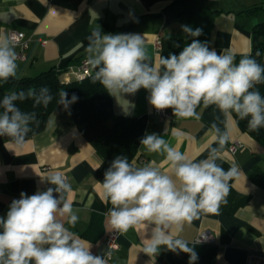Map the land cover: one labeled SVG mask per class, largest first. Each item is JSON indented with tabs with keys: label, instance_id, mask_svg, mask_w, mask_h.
Segmentation results:
<instances>
[{
	"label": "crops",
	"instance_id": "1",
	"mask_svg": "<svg viewBox=\"0 0 264 264\" xmlns=\"http://www.w3.org/2000/svg\"><path fill=\"white\" fill-rule=\"evenodd\" d=\"M215 16L209 47L218 53L237 55L251 50V30L264 22V0H204ZM168 2L146 8L141 0H0V34L16 31L24 34L27 48L24 60L17 59L18 78L36 76L48 70L67 71L88 59L86 52L93 29L102 34H139L144 38L149 62L157 63L159 52L155 41L167 33L182 38L177 17L181 12ZM257 7L256 13L245 11ZM137 23L128 31L133 22ZM17 55L20 48L16 46ZM91 72H94L90 65ZM114 116H130L137 120L139 138L137 157L131 163L144 166L154 162L161 171L171 175L170 165L163 155L149 154L141 138L157 133L180 153L199 162L206 159L213 140L215 124L229 132V140L219 152L217 164L225 171L232 166L238 175L229 182L226 203L216 213H202L191 224L185 223L179 234L188 245L204 231L212 234L217 247L215 264H246L250 251L264 253V151L247 134L240 131L231 115H225L214 105H201L196 117L170 116L160 119L148 102L149 92L141 88L135 94L110 95ZM239 142L240 148L230 153L227 145ZM110 163L103 161L85 141L73 124L68 109L63 106L47 118L45 128L22 145L0 137V217H6L9 205L20 193L35 194L37 190L54 187L42 178L52 172L65 173L71 184L73 212L79 220L75 227H66L92 245L94 255L107 253L105 237L110 234L107 212L111 204L101 201L104 173ZM151 227L129 228L118 239L119 249L112 251L107 264H160L157 254L143 252L144 237ZM175 234V230L173 229Z\"/></svg>",
	"mask_w": 264,
	"mask_h": 264
},
{
	"label": "clouds",
	"instance_id": "2",
	"mask_svg": "<svg viewBox=\"0 0 264 264\" xmlns=\"http://www.w3.org/2000/svg\"><path fill=\"white\" fill-rule=\"evenodd\" d=\"M182 30L194 38L202 34L200 28L182 26ZM88 40V63L95 72L92 83L98 81L110 95L135 94L143 88L157 111L172 109L175 116L198 119V107L214 105L226 116L234 112L239 119H248L251 131L264 128V96L254 90L264 84V65L255 59L246 57L235 63L232 54L218 53L208 42L193 39L178 55L170 53L151 63L139 34H102L98 27ZM15 48L14 36L0 34V80L17 76ZM52 99L47 85L4 96L0 100V137L22 145L30 131L35 113L22 112L17 100H32L35 108L47 107ZM77 99L75 94L69 99L61 91L58 104L67 109ZM212 129L218 147L210 148L206 159L195 162L161 135L150 133L140 144L149 154L163 155L171 175L154 162L136 166L127 157L117 156L99 182L101 201L111 204L107 212L111 229L126 233L135 226L154 225L150 236L144 237L143 252L150 257L164 248L188 254L189 264H194L197 254L179 235L184 224H191L202 213L218 212L220 204L227 202L229 182L238 169L232 166L225 171L217 164L229 132L215 124ZM42 180L54 187L32 195L21 192L10 203L6 217H0V264H107L103 255H94L92 245L70 230L79 217L68 199L72 187L67 177L52 172Z\"/></svg>",
	"mask_w": 264,
	"mask_h": 264
},
{
	"label": "trees",
	"instance_id": "3",
	"mask_svg": "<svg viewBox=\"0 0 264 264\" xmlns=\"http://www.w3.org/2000/svg\"><path fill=\"white\" fill-rule=\"evenodd\" d=\"M146 8H150L159 2H168V7L176 6L180 8L177 19L182 26H189L193 30L202 29L199 37L182 38L174 33H167L160 37L159 56L167 57L170 53L179 54L183 47L191 43L193 39L201 42H208L213 29V22L220 12L210 9L204 0H141ZM259 8L253 7L245 11L247 15L257 12ZM137 21L128 28L120 32H128ZM250 57L259 64L264 65V22L253 26L251 30V50L247 54L237 55L235 63L243 58ZM66 71L48 70L36 76L23 78H9L7 81L0 80V100L10 93L27 92L30 88L39 89L47 85L51 89L52 101L47 107H33L32 100H17V107L22 112H34L35 120L30 122L25 140L41 132L46 125L48 116L62 105L58 104L60 92L65 91L71 99L75 94L78 99L69 106L68 111L73 124L81 133L82 137L95 150L96 154L103 160L111 164L117 156L127 157L131 163L137 157V142L139 129L137 120L130 116H114L112 109V99L110 94L97 81L92 83L95 72L82 80H70L65 82L63 75ZM254 90H258L264 96V84L256 85ZM199 107L197 108V110ZM170 116L172 109H166ZM3 109L0 108V112ZM236 125L241 132L250 136L264 151V128L258 131H251L248 127V119L241 120L233 112L231 113ZM3 140L10 142L7 136ZM197 254L194 264H215L217 247L215 244H194L188 245ZM160 264H189V255L183 252L173 253L161 248L157 254Z\"/></svg>",
	"mask_w": 264,
	"mask_h": 264
},
{
	"label": "built area",
	"instance_id": "4",
	"mask_svg": "<svg viewBox=\"0 0 264 264\" xmlns=\"http://www.w3.org/2000/svg\"><path fill=\"white\" fill-rule=\"evenodd\" d=\"M8 35L15 37L16 46L20 48V52L17 55L18 59L24 60L25 58L24 51L27 48V41H25L24 39V34L16 31H9ZM154 46L157 51L160 50V46H161L160 37L157 38ZM90 73L91 70H90V64L88 63V59H84L77 66L67 69V71L63 75V79L65 82H69L70 80H82L87 76H89ZM153 113L155 116L159 118V120L169 117V113L167 112L166 109L161 111L155 110ZM240 146L241 145L239 142H234L227 145V149L230 153L234 154L240 148ZM62 174H64L67 177L65 173ZM120 234H121L120 232L114 230L105 237L104 242L107 247V253L105 254V259H110L111 257L110 253L112 251H116L119 249L118 239ZM194 244H214V238L211 233L204 231L201 232L196 237ZM246 264H264V253L258 251H250L247 254Z\"/></svg>",
	"mask_w": 264,
	"mask_h": 264
}]
</instances>
